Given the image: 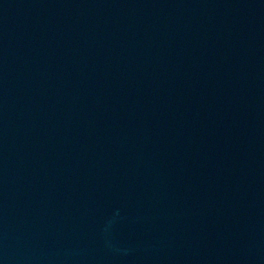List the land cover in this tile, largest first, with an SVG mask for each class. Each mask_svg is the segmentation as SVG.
I'll return each mask as SVG.
<instances>
[{
  "label": "water",
  "instance_id": "1",
  "mask_svg": "<svg viewBox=\"0 0 264 264\" xmlns=\"http://www.w3.org/2000/svg\"><path fill=\"white\" fill-rule=\"evenodd\" d=\"M0 264H264V0H0Z\"/></svg>",
  "mask_w": 264,
  "mask_h": 264
}]
</instances>
